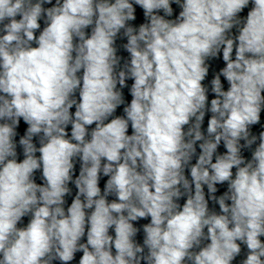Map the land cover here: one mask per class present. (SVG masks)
I'll list each match as a JSON object with an SVG mask.
<instances>
[{"label":"clouds","instance_id":"9594fccd","mask_svg":"<svg viewBox=\"0 0 264 264\" xmlns=\"http://www.w3.org/2000/svg\"><path fill=\"white\" fill-rule=\"evenodd\" d=\"M262 112L264 0H0V264H264Z\"/></svg>","mask_w":264,"mask_h":264}]
</instances>
